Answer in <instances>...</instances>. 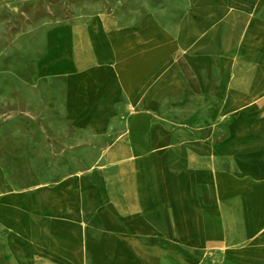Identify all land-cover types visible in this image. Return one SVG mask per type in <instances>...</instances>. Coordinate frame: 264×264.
<instances>
[{"label":"crops","instance_id":"0c3cea01","mask_svg":"<svg viewBox=\"0 0 264 264\" xmlns=\"http://www.w3.org/2000/svg\"><path fill=\"white\" fill-rule=\"evenodd\" d=\"M10 64L0 264H264V0L90 14Z\"/></svg>","mask_w":264,"mask_h":264},{"label":"rangeland","instance_id":"374dc122","mask_svg":"<svg viewBox=\"0 0 264 264\" xmlns=\"http://www.w3.org/2000/svg\"><path fill=\"white\" fill-rule=\"evenodd\" d=\"M166 1L168 0H0V72L8 74L10 63H13L14 68H24L28 58L30 61L32 58H40L44 36L57 24L83 19L95 13H109L121 21L133 22ZM3 76L0 77V88L8 87L10 83L9 76ZM22 86H25L24 83ZM2 91L0 90V98L5 102L9 99V94L5 91L1 94ZM9 108L8 104L0 107V119L10 116ZM9 129V126L5 127V131L8 132ZM31 177L37 183L50 176L19 175L18 179L25 182Z\"/></svg>","mask_w":264,"mask_h":264}]
</instances>
